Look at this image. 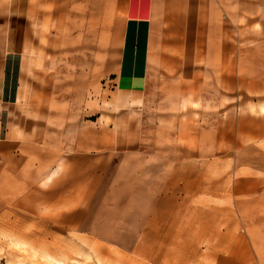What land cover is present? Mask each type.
<instances>
[{"label": "crops", "instance_id": "1", "mask_svg": "<svg viewBox=\"0 0 264 264\" xmlns=\"http://www.w3.org/2000/svg\"><path fill=\"white\" fill-rule=\"evenodd\" d=\"M228 197L256 228L264 0H0V262L194 264Z\"/></svg>", "mask_w": 264, "mask_h": 264}, {"label": "rangeland", "instance_id": "2", "mask_svg": "<svg viewBox=\"0 0 264 264\" xmlns=\"http://www.w3.org/2000/svg\"><path fill=\"white\" fill-rule=\"evenodd\" d=\"M227 199L230 201L226 205V243L193 245L195 252L198 250L202 252V254L198 253L201 258L197 257L194 264H221L216 260L218 255L224 258V264H264V212H252L253 215L258 214L261 217L256 221V228L237 229L233 221V197ZM237 231L238 234L235 235ZM21 251L24 252V247L19 244V256ZM65 252V254L53 252L49 258L37 259L39 253L35 249L33 253L35 259L27 260V264H109V261L89 251L79 254V251L72 245H66ZM213 254L215 258H212ZM65 255L68 256L67 259H63ZM0 264L5 263L0 262Z\"/></svg>", "mask_w": 264, "mask_h": 264}]
</instances>
